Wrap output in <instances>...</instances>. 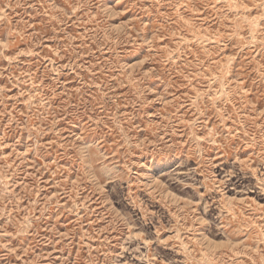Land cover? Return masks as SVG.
Instances as JSON below:
<instances>
[{
    "label": "rangeland",
    "instance_id": "obj_1",
    "mask_svg": "<svg viewBox=\"0 0 264 264\" xmlns=\"http://www.w3.org/2000/svg\"><path fill=\"white\" fill-rule=\"evenodd\" d=\"M0 264H264V0H0Z\"/></svg>",
    "mask_w": 264,
    "mask_h": 264
}]
</instances>
